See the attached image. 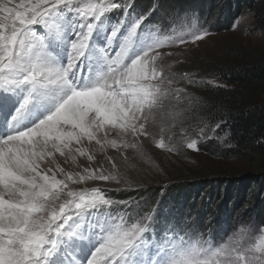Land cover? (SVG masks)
Here are the masks:
<instances>
[{
    "label": "snow or ice",
    "instance_id": "6c2138e0",
    "mask_svg": "<svg viewBox=\"0 0 264 264\" xmlns=\"http://www.w3.org/2000/svg\"><path fill=\"white\" fill-rule=\"evenodd\" d=\"M123 7L119 3L80 7L75 0H0V108L12 102L9 94L23 93L11 117L12 131L0 136V264H264V229L242 226L227 241L213 244L194 240L186 232L181 235L183 229L176 225L158 230L154 211L129 224L124 216L107 211L129 202L108 198L102 187L72 190L66 181L124 183L126 189L133 187L131 182L103 165L86 168L83 175L67 173L64 179H57L52 168L42 167L53 150L70 153L72 142L80 144L85 137L116 148V141L107 139L109 125L133 137L135 142L125 143L124 148L138 149L141 138H154L150 116L161 106V98L171 94L179 101L184 94L171 88L174 77L155 64L162 55L155 49L163 42H147L140 54L126 60L151 12L132 18L118 50L110 55V46L127 21L111 27L105 45L99 46L105 69L89 82L92 69L85 72L81 58L104 22L102 16ZM61 22L71 29L64 65L56 62L49 39L65 38ZM205 35L201 32L193 39ZM178 39L184 42L182 36ZM53 90L61 96L54 110L21 128L18 121L29 106L47 100ZM101 131L104 136L98 138ZM181 139L188 149L197 148L195 139L186 135ZM167 146L164 140L158 144ZM169 150L179 149L173 144ZM76 151L85 155L81 148ZM108 161L115 169L113 158ZM58 171L64 173L63 168ZM85 247L89 248L86 257Z\"/></svg>",
    "mask_w": 264,
    "mask_h": 264
},
{
    "label": "rangeland",
    "instance_id": "374dc122",
    "mask_svg": "<svg viewBox=\"0 0 264 264\" xmlns=\"http://www.w3.org/2000/svg\"><path fill=\"white\" fill-rule=\"evenodd\" d=\"M121 1L129 6L124 19L127 22L121 28L114 44L110 46L109 54H114L118 50L120 38L125 34L132 18H138L140 15H147L151 12L138 30L126 60L140 54L147 42H163L162 47L155 49L162 53L155 64L164 68L166 76L174 77L171 88L173 90L180 89L184 94L180 96L179 101L171 94L161 98V106L155 109L150 116V130L153 132L154 138H141L138 149L124 148L125 143L135 142L133 137L122 134L118 126L109 125L106 126L110 128L107 139L115 140L116 148L110 144H105L102 147L95 140L89 142L85 137L80 144L73 141L70 155L66 154V157L60 159V162H56V157H63L64 155L53 150V156H46L45 164L42 167L46 165L52 168L53 172L57 174V179H64L67 173L83 175L86 168L93 170L103 165L106 171H111L122 181L128 182L139 177L141 179L151 177L155 173L163 171L172 173L173 171L193 168L191 172L198 175L196 179L192 182L189 181L190 183L180 182L177 188L182 191H186L187 188L196 191V210L198 212L211 211L215 213V216L212 218V214L209 212L201 218H197V214H194L197 211H194V208L190 206L192 210L189 214L177 221H168L162 226L176 225L183 229L181 235L186 232L194 240L202 238L211 240L213 244L227 241L228 237L233 236L242 226L249 228L255 226L264 229V223L257 219V203L255 204L254 201L253 204L252 201L245 202L242 201V198L233 200L238 194L240 197H244L247 190L246 185L254 182L253 177L259 171L247 165L238 156L224 158L219 155L214 146L215 144L217 147L226 144L224 134L226 123L223 121L210 123L204 116L203 109L207 89L216 86L230 88L228 84L220 80L218 75H215V64L222 62L232 65L244 62L246 58L243 57L245 54L243 52L264 54V26L255 27L251 11L245 6L247 0H172V5L163 2L164 5L161 4L163 7L159 5V8L155 7L152 11L150 9L153 6L138 9L131 5L133 0ZM236 1L237 6H232L231 4L234 5ZM75 3L80 7H84L88 3L106 6L109 3H114V0H75ZM228 7L235 14L229 24H227V20L225 21L226 18H222L225 17ZM205 12H207L208 17H205ZM102 19L104 22H100L90 41L89 49L81 58L85 72L88 71L89 67L92 69L90 83L95 82L98 73L105 69L104 61L99 53V46L105 45L111 27L118 23L111 21V18H106L105 14ZM215 20H219V26L214 24ZM145 22H150L154 29L149 31ZM61 26L65 29V38L49 37V39L51 40L50 50L53 52L56 62L64 65L67 62L71 29L66 22H61ZM201 32H206L207 35L200 40H194L193 35H200ZM181 36L184 40L183 43L178 39ZM168 53L171 55H167ZM189 80L195 82L189 83ZM9 95H12V102L0 108V136L7 134L11 117L15 114V109L18 107L23 93L17 90L16 93ZM260 98L264 99V86ZM60 99L61 96L58 92L53 90L47 100L30 105L28 108L30 114L25 119L24 127L32 126L39 119L46 117L54 110L55 104ZM169 135L172 136L171 141L168 139ZM185 135L189 140L195 139L197 141L196 149H188L182 142L181 138ZM97 136L103 138V131ZM161 140H164L168 146L165 148L158 147ZM173 144L179 149L178 151L169 150ZM206 144L211 145L207 146L208 151H203L202 148ZM49 147H51L50 144ZM77 148L83 149L85 155H80L76 151ZM90 156L93 158L92 160H89ZM108 157L113 158L116 164L115 169L111 167ZM49 161L51 163H48ZM58 168H63L64 173H60ZM51 174L49 173V175ZM243 181L245 182L243 183L244 189L239 187ZM66 182L70 189L76 191L81 188L91 189L92 187H125L124 183L117 185L115 182ZM172 185L174 187L176 184ZM197 185L201 187L198 188ZM174 190L172 188L169 192H174ZM177 194L179 195V193ZM249 196V194L245 196V199L248 200ZM107 211L115 217L124 216L129 224L138 218V215L127 218L121 208L114 210L110 207ZM223 214H229L230 218L223 217ZM157 229L159 230V227ZM255 236L258 240L259 233L257 232ZM88 251L89 248L85 247L82 255L86 257Z\"/></svg>",
    "mask_w": 264,
    "mask_h": 264
},
{
    "label": "trees",
    "instance_id": "16d2710c",
    "mask_svg": "<svg viewBox=\"0 0 264 264\" xmlns=\"http://www.w3.org/2000/svg\"><path fill=\"white\" fill-rule=\"evenodd\" d=\"M163 2L172 5L171 2L173 1L133 0L131 5L138 9L153 6L150 9L152 11L153 8H159V5H164ZM116 3H118V0ZM231 5L236 7L237 1L234 2V5ZM245 6L251 11L255 27H263L264 0H247ZM204 15L208 17L207 12ZM234 15L228 7L225 17L222 18H226L225 21L227 20V24H229ZM214 24L219 26V20H215ZM243 53H245L243 57L246 58L244 62L232 65L222 62L215 64V75H218L220 80L228 84L230 88L216 86L209 90L207 89L203 109L204 116L210 123L215 121L226 123V131L224 133L226 144L219 147H217V144L214 146L219 155L224 158L238 156L247 165L259 171L253 177L255 179L253 183H246L247 190L244 197H240L238 194L233 200L242 198V201H252V204L253 201L255 204L257 203V219L264 223V99L260 98V93L264 86V54L255 52ZM210 145L206 144L202 150L208 151L207 146ZM192 170L193 168H186L173 171L172 173L163 171L155 173L151 177L135 178L131 181L133 185L131 189L124 187L119 188L120 190L117 191L115 186L113 188L107 186L102 188L106 190L108 198L115 201L129 202L128 206L117 204L114 207H125L131 218L154 211L155 227L160 228L168 221H177L183 218L189 214L192 208L197 211L196 191H192L190 188L182 191L177 188L180 182L190 183L196 179L198 175L192 174ZM243 183L245 182H241L239 187L244 189L245 185ZM172 184L176 185L172 187ZM199 187L201 186L199 185ZM172 188L175 189V193L173 191L169 192ZM248 194L250 196L246 200L245 196ZM209 212L212 216L209 215L213 218L215 213L207 210L197 211L194 214H197V218H201L205 213ZM223 217L230 218L229 214H223Z\"/></svg>",
    "mask_w": 264,
    "mask_h": 264
},
{
    "label": "bare ground",
    "instance_id": "6f19581e",
    "mask_svg": "<svg viewBox=\"0 0 264 264\" xmlns=\"http://www.w3.org/2000/svg\"><path fill=\"white\" fill-rule=\"evenodd\" d=\"M13 2L14 3H19V0H13ZM27 114H24L23 115V117H22V119H20V123H18L19 124V126L21 127V128H23L24 127V123H25V119L27 118ZM110 129V128H109ZM9 131L11 132L12 131V128L11 127H9ZM90 142V141H89ZM65 151V154H64V156L62 157H59V156H57L56 157V162H60V159H62V158H64V157H66V154H69L70 155V153H69V151L67 150V149H65L64 150ZM55 160V159H54ZM53 163V162H52ZM45 164V163H44ZM44 164H42V166L44 165Z\"/></svg>",
    "mask_w": 264,
    "mask_h": 264
}]
</instances>
